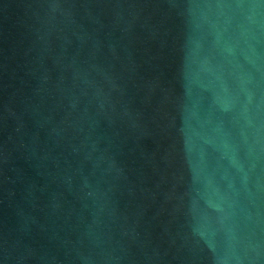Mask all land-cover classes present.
<instances>
[{
  "label": "water",
  "instance_id": "obj_1",
  "mask_svg": "<svg viewBox=\"0 0 264 264\" xmlns=\"http://www.w3.org/2000/svg\"><path fill=\"white\" fill-rule=\"evenodd\" d=\"M0 264H264V0H0Z\"/></svg>",
  "mask_w": 264,
  "mask_h": 264
}]
</instances>
